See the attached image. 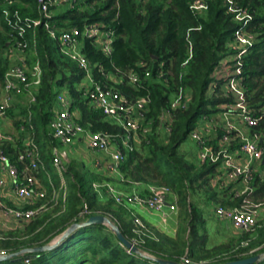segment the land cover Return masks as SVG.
Returning a JSON list of instances; mask_svg holds the SVG:
<instances>
[{
	"label": "trees",
	"instance_id": "trees-1",
	"mask_svg": "<svg viewBox=\"0 0 264 264\" xmlns=\"http://www.w3.org/2000/svg\"><path fill=\"white\" fill-rule=\"evenodd\" d=\"M192 1L79 0L52 7V17L46 18L39 0H0V85L16 63L14 51L18 47L24 50L29 65L39 61L43 70L41 83L34 89L35 100L26 94L27 103L13 102L8 109L19 135H11V130L0 133V149L22 168L29 160H21L20 156L26 152V141L33 138L46 163L39 176L46 178L48 187L45 200L26 204L37 207L48 201L45 210L21 220L15 227L0 230V253H16L59 241L50 249L0 259V264H162L153 256L181 263L189 259L191 264H222L255 255L261 258L246 264H264V206L253 229H241L221 242L210 243L203 210L199 202L191 199L204 192L207 202L237 206L246 197L237 194L235 183L227 187L211 183L219 169L218 161L202 162L196 154V160H192L179 152L202 114L216 112L222 103L233 100L219 86L210 92V84L214 68L235 54L230 42L240 24L228 12L224 0H208L209 7L198 13L191 9ZM237 1L254 14L250 30L256 42L242 58V68L247 99L258 110L264 104V0ZM37 19L42 22L33 25ZM46 20L58 32L73 27L82 31V52L90 62L95 81L114 88L129 101L148 98L138 130L139 140L133 149L124 145L127 130L123 125L102 109L91 106L86 94L87 70L62 51L60 40L46 28ZM93 23L114 31L111 54H106L94 37L83 33L85 25ZM149 71L151 74L147 75ZM131 72L139 77L136 83L130 81ZM181 87L191 94V100L185 107L171 109ZM61 91L71 97V109L80 124L112 136V144L123 153L119 173L100 172L96 160L88 168L85 162L72 158L66 163L62 161L63 177L56 174L53 151L55 147L63 149L64 145L53 137L50 123L56 96ZM18 93L26 91L22 88ZM168 108L171 117L164 120L162 116ZM249 133L259 135L264 147V117L259 124L249 127ZM107 160L111 161L108 155ZM49 172L57 189L64 179L66 195L60 189L59 195L54 196L47 180ZM116 181L126 185L127 191L135 183L143 185L139 189L143 195L149 194L150 185L169 186L182 208L176 236H154L148 231L139 235L128 204L117 203L109 195L108 184L117 185ZM97 182L105 186L98 188ZM252 186L253 199L264 201V178L259 170L253 173ZM86 206L88 211L82 213ZM97 214L118 224L138 250L128 248L114 229L102 222L81 225L61 239L72 225Z\"/></svg>",
	"mask_w": 264,
	"mask_h": 264
},
{
	"label": "built area",
	"instance_id": "built-area-1",
	"mask_svg": "<svg viewBox=\"0 0 264 264\" xmlns=\"http://www.w3.org/2000/svg\"><path fill=\"white\" fill-rule=\"evenodd\" d=\"M79 0H39V7L46 18L52 17V7L63 3ZM228 12L233 14L234 19L240 24L233 32L230 46L235 49V54L224 58L213 72V80L210 84V92L219 86L220 89L229 92L233 96L230 102L222 103L219 110L213 113H204L200 116L198 125L191 131L190 137L194 140L199 161L219 162L217 174L211 179L213 185L227 187L235 183L237 194H246L243 202L237 206L216 205L215 214L221 220L231 222L235 227L242 230L253 229L262 213L264 201H255L251 194L253 173L260 171L264 178V147L260 144V136L251 135L249 127L259 124L264 117V104L258 110L253 109L247 99L243 84L242 58L250 51L256 42L255 34L250 30L254 14L252 10L241 5L237 0H224ZM191 9L198 13L209 7L208 0H193ZM41 19L33 21L38 25ZM46 28L51 35L60 40L62 51L72 60L76 61L82 68L87 70L86 94L91 106L102 109L113 120L119 122L127 130L124 145L133 149L137 141L140 122L144 118V108L148 102L147 97H141L136 101H129L124 95L111 87H106L92 78L90 62L82 52V31L78 27L58 32L52 27L50 21L46 20ZM23 33V29L20 31ZM59 33V34H58ZM84 34L95 38V42L106 54H111L114 41V31L103 28L102 24H86ZM22 46V43H19ZM192 54V50H190ZM16 63L6 72L4 82L0 85V117H7V111L12 106L17 92L26 91L32 101L35 100L34 89L41 83L42 67L37 61L29 65L24 50L20 47L14 51ZM151 72H147L150 75ZM130 81L136 83L138 75L134 72L129 74ZM191 100V94L182 87L171 102V109L185 107ZM55 114L51 120L50 127L53 137L62 142L63 145H71L82 137L87 146L93 152H104L110 156L108 169L111 173H119L118 167L123 159V153L112 144V136L104 132H94L80 124L75 113L71 109L72 99L66 93L60 92L56 96ZM171 109L164 112L162 119L171 117ZM31 117V114H30ZM27 149L21 156V160L27 161L22 168L11 161L10 157L0 149V165L11 178V185L15 191L16 198L21 205L10 206L0 201V210L4 214L17 220L30 219L48 207V201L40 203L37 207H26L33 205L39 200L47 198V189L39 177L41 169H46V163L42 158L39 144L29 138L26 142ZM53 163L63 177V158L68 155L64 149L54 148ZM97 164V163H96ZM6 182L0 176V187ZM57 197L60 189H64L66 195L67 187L62 178V185L56 188L50 181ZM108 192L117 203L138 204L151 210H162L168 203L173 191L169 186L150 185L149 194L143 195L139 191L126 192L113 184H108ZM87 206L82 213L87 212ZM137 224L135 229L139 235L147 231L146 226L140 218L135 217ZM139 241V240H138ZM28 261V260H27ZM190 263L189 259L185 260Z\"/></svg>",
	"mask_w": 264,
	"mask_h": 264
},
{
	"label": "crops",
	"instance_id": "crops-1",
	"mask_svg": "<svg viewBox=\"0 0 264 264\" xmlns=\"http://www.w3.org/2000/svg\"><path fill=\"white\" fill-rule=\"evenodd\" d=\"M3 119L8 120V117H5ZM5 131L6 130H0V133L5 132ZM83 145H85V147L90 150V148L87 146V143L82 137L78 138V140L75 141L71 145H64L63 150L65 149V147H69L70 151L72 150L73 153H75L77 152L78 148L83 147ZM93 153L97 157L96 159L97 170H99L100 172H104L106 174L107 173L113 174L109 172V169L107 166L109 164V161L107 160V154L104 152H99V153L93 152ZM195 154L197 156L196 151H195ZM93 161L91 162V164H93ZM55 171H56V174L60 175L57 167H55ZM64 172H65V169H64ZM51 175H52L51 173H50V176L47 173V180L49 184H50V181L52 180L51 178H53V176ZM0 176L6 182L4 186L0 187V201L10 206L21 205V201H19L15 196V191L11 185V178L6 171L2 170L1 165H0ZM40 178L42 179L43 185L48 191V187H47L46 180H45L46 178H43V177H40ZM116 182H117L116 186L126 192L139 191V189L142 190L144 188L143 185L139 183H135L131 187L132 189L130 191H127L126 185H123L121 182H118V181ZM101 186H105V183H101V182L96 183V187L100 188ZM206 199L207 198L200 199V202ZM199 206L203 210V215L206 219V227H207L210 243L221 242L227 239L228 237L241 232V229L235 227L231 222L221 220L218 217H216V214H215L216 204L215 203L207 202V206L199 203ZM127 208L131 214V217H134V218L138 217L141 219V221L146 226L149 234L154 235V236H158V234H163V235H167L170 237L176 236L178 228H179V223L182 218L181 217L182 208L178 205V202L175 196H171L166 206L162 210H159V211L151 210V209H148L147 207L140 206L138 204H128ZM206 208L210 212L209 217L205 215ZM4 217L13 219L12 221H10L11 223H9V221L6 222V224L11 227H15L16 225L19 224V222H21V220H17L14 217L9 216V215H5ZM214 238H217L218 240L212 241V239Z\"/></svg>",
	"mask_w": 264,
	"mask_h": 264
},
{
	"label": "rangeland",
	"instance_id": "rangeland-1",
	"mask_svg": "<svg viewBox=\"0 0 264 264\" xmlns=\"http://www.w3.org/2000/svg\"><path fill=\"white\" fill-rule=\"evenodd\" d=\"M61 92H63V91H61ZM28 101H29V97L26 95V93L19 94L17 92L13 102H15V103H17V102L18 103H27ZM7 117H8V120L0 118V130H8V131L11 130V132H12L11 135L18 136L19 133L17 132L18 130H16L15 126L12 123L13 122L12 117L9 114H7ZM165 128H166V126H164V128H162L163 129V131H162L163 134H165V132H166ZM65 149L68 152V155H66V157L63 158V160H65L64 161L65 163H66V161H70L72 158H74L79 163L85 162L86 166H88V168H90L91 167V162L93 160L95 161L97 159L95 154L92 151H90L88 148H86L85 145H83V147H79L77 152H75V153H73L72 150L70 151L69 147H65ZM196 149H197V146H196L194 140L189 136L188 139L180 146L179 152H180V154H184L189 159L196 160L195 157H194ZM205 197L206 196H205L204 192H198V193H196V195H193L191 197V199H193L196 202H199L200 204H203V205L207 206V201L206 200H203V201L200 202V199H204ZM5 215L6 214H4V212L2 210H0V230L11 228V226H8L6 224V222L9 221V223H11L10 221H12L13 219L12 218H8V217H4ZM205 215L207 217L210 216V212H209V210L207 208L205 209ZM215 240H218V239L217 238L212 239V241H215Z\"/></svg>",
	"mask_w": 264,
	"mask_h": 264
},
{
	"label": "water",
	"instance_id": "water-1",
	"mask_svg": "<svg viewBox=\"0 0 264 264\" xmlns=\"http://www.w3.org/2000/svg\"><path fill=\"white\" fill-rule=\"evenodd\" d=\"M106 223L109 224L114 231L117 233V235L119 236V238L128 246V248L132 249L133 251H137L138 250V246L132 242L131 240H129L124 233L122 232L120 226L116 223H114L109 217L103 215V214H97L94 215L92 217H90L88 219V221L84 222V223H76L74 225H72L67 231L66 233H64V235L61 237V239H63L65 236H67L71 231H73L75 228L81 226V225H85V224H90V223ZM60 239V240H61ZM59 241H56L55 244H49V245H45V246H38V247H32V248H26L23 249L22 251L16 252V253H9V254H5V253H0V259H7L10 258L12 256H17L21 253L24 252H38V251H42L45 249H50L52 247H54ZM154 260H156L159 263L162 264H191V263H181L178 261H174V260H169V259H164V258H159V257H152ZM261 258V255H255L252 256L250 258H246V259H242V260H238V261H230L227 263H222V264H246V263H253L255 261H258Z\"/></svg>",
	"mask_w": 264,
	"mask_h": 264
}]
</instances>
